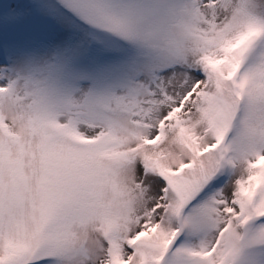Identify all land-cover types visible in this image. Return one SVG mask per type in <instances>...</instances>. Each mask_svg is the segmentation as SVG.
I'll list each match as a JSON object with an SVG mask.
<instances>
[{
    "label": "snow or ice",
    "instance_id": "snow-or-ice-1",
    "mask_svg": "<svg viewBox=\"0 0 264 264\" xmlns=\"http://www.w3.org/2000/svg\"><path fill=\"white\" fill-rule=\"evenodd\" d=\"M0 264H264V0H0Z\"/></svg>",
    "mask_w": 264,
    "mask_h": 264
}]
</instances>
